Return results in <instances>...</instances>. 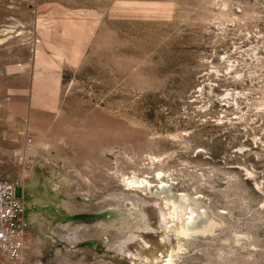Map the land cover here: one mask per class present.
<instances>
[{
  "label": "rangeland",
  "instance_id": "1",
  "mask_svg": "<svg viewBox=\"0 0 264 264\" xmlns=\"http://www.w3.org/2000/svg\"><path fill=\"white\" fill-rule=\"evenodd\" d=\"M226 89L246 90L239 108ZM35 167L30 194L21 176ZM133 177L221 218L178 264H264V0H0V180L56 224L71 221L59 210L75 180L93 202L72 221L114 224L143 208ZM103 199L126 207L94 210ZM21 217L24 259L0 264H132L110 235L44 252Z\"/></svg>",
  "mask_w": 264,
  "mask_h": 264
},
{
  "label": "bare ground",
  "instance_id": "2",
  "mask_svg": "<svg viewBox=\"0 0 264 264\" xmlns=\"http://www.w3.org/2000/svg\"><path fill=\"white\" fill-rule=\"evenodd\" d=\"M249 14L248 17L251 16V14L250 15ZM218 66L219 65H217V67ZM212 70L218 71V69H216L215 67L214 68L212 67ZM221 71L222 70H220V72ZM210 89L211 92H213L212 86L210 87ZM237 90L233 91L230 89H226L224 100H222L221 102L229 103L231 100H233L236 103V106L239 108V106L241 105L239 104L238 97L240 95H245L244 92H246V90H244V92ZM221 119L219 120V124L224 125V122ZM231 124L233 125V122H231ZM38 170L39 169H36L35 167L31 170L30 173L27 170H25L22 173L21 177L23 178L24 181L30 179V182H28L23 186L24 187L23 189L25 190L29 188L30 194H34V189L35 188L38 189L39 184L41 182V176L40 175L35 176V171ZM248 174L252 175L250 171ZM53 180L56 183V186H54L55 191L57 193L64 192V190L60 189L61 187L58 186L60 185L62 179L55 178ZM65 180H68V178H66ZM126 182L127 185L125 188L128 191H130L131 193H139V196L136 197V200L137 199L139 200L137 203H141V202L143 203V208L142 209L137 208L135 204H132L131 206L132 212L125 213L129 217L122 221L112 222L114 224H111L110 222H107L105 220H102V222L97 224L94 223L75 224L72 221L73 220L72 217L74 218V216L80 212V209L77 210V207L79 208L88 207L91 204V202H93L92 199L93 195L91 193H88L89 191L82 192L81 188L80 189L78 188L77 181L75 180H70L69 183L66 182V187H67L66 194H67V198L70 199L71 202L65 200L64 204H62L60 207L62 210H59L60 213L64 215V218L71 219L69 223H66L65 221L62 220L56 224L54 221V217L56 215L52 211L51 212L53 214H50V211L44 212L42 214L44 217L43 220H41L39 215L36 213L31 212V214L28 215L26 210L27 205H25L26 204L24 203L25 201L23 202L24 199H21L22 201L21 215L22 213H25V215L30 218V222L33 224V227L38 228L44 244L43 246L44 252H49L58 238L62 240H69L72 242L74 240L79 242V240L81 238L83 239L84 237H91V238L107 237L108 240V236L110 235L111 240H113V242L115 241V243L118 245L117 248H120L123 259L126 260L128 259L132 264H178L176 262V259H178L179 256L182 254V252L185 250V248H187V244L190 242L191 239H194L198 235L204 236L205 234L213 233L222 224L220 220L221 218H218L219 216H217L216 213L210 209V207L205 209L206 211L205 210L203 211L201 206L202 203L191 199V197H188V195L185 197L182 196L180 200L178 199V201L169 198H162V197L160 198V196L154 193V190L152 188V182L150 180L140 181V179H138L137 177H133ZM162 183L167 184L169 182L163 181ZM163 190L165 191V188H163ZM167 190L169 191V189ZM168 191L166 193H168ZM105 192L106 191H102L101 193H105ZM163 194H161L160 192V195L163 196ZM80 195L84 197L85 199L84 203L79 201L78 197ZM73 198L75 199L74 201L72 200ZM147 198L157 201L156 204H153L152 203L153 201L151 202L147 200ZM40 202L45 204H49V203L52 204L53 199L47 194H45L40 199ZM125 202L126 200L124 201L115 200L112 202H108V200L104 201L103 199V201H101L100 203H93L92 205L95 207L94 210L99 211L101 213L104 212V210L107 209L108 207H112V206L113 207L115 206V209L117 210L121 209L122 206L126 207ZM63 209H66L67 212L70 213V215L64 212ZM21 215H20V220L22 222ZM32 217L34 220L36 219L35 222L32 219ZM199 219L201 221H199Z\"/></svg>",
  "mask_w": 264,
  "mask_h": 264
},
{
  "label": "built area",
  "instance_id": "3",
  "mask_svg": "<svg viewBox=\"0 0 264 264\" xmlns=\"http://www.w3.org/2000/svg\"><path fill=\"white\" fill-rule=\"evenodd\" d=\"M19 183L0 180V261L24 259L27 230L20 220L22 201Z\"/></svg>",
  "mask_w": 264,
  "mask_h": 264
}]
</instances>
